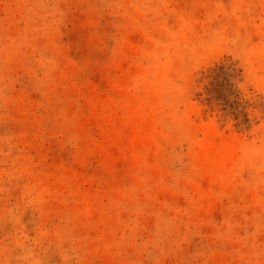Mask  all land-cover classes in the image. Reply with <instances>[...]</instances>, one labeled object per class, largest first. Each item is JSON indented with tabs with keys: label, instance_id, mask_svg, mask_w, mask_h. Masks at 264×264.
Returning <instances> with one entry per match:
<instances>
[{
	"label": "rangeland",
	"instance_id": "374dc122",
	"mask_svg": "<svg viewBox=\"0 0 264 264\" xmlns=\"http://www.w3.org/2000/svg\"><path fill=\"white\" fill-rule=\"evenodd\" d=\"M0 264H264V0H0Z\"/></svg>",
	"mask_w": 264,
	"mask_h": 264
},
{
	"label": "bare ground",
	"instance_id": "6f19581e",
	"mask_svg": "<svg viewBox=\"0 0 264 264\" xmlns=\"http://www.w3.org/2000/svg\"><path fill=\"white\" fill-rule=\"evenodd\" d=\"M202 154L205 162L213 167H219L225 160L233 161L236 158V143L233 139L227 138H220L216 142L214 138L209 137L202 143Z\"/></svg>",
	"mask_w": 264,
	"mask_h": 264
}]
</instances>
